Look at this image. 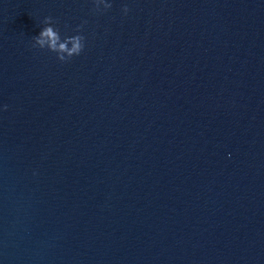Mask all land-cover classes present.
I'll list each match as a JSON object with an SVG mask.
<instances>
[{"label":"water","instance_id":"obj_1","mask_svg":"<svg viewBox=\"0 0 264 264\" xmlns=\"http://www.w3.org/2000/svg\"><path fill=\"white\" fill-rule=\"evenodd\" d=\"M0 264H264V0H0Z\"/></svg>","mask_w":264,"mask_h":264},{"label":"clouds","instance_id":"obj_2","mask_svg":"<svg viewBox=\"0 0 264 264\" xmlns=\"http://www.w3.org/2000/svg\"><path fill=\"white\" fill-rule=\"evenodd\" d=\"M95 3V0H92ZM111 5L108 4L107 8ZM122 11L126 14L128 8L125 7ZM44 23L47 25L42 28L39 34L33 37L35 44L38 45V49H46L56 54V59L61 62H67L74 56H79L84 49V37L82 35H73L70 37L61 38L59 30L54 28L52 25L55 23L51 17H46ZM77 33L80 32V28L75 30ZM63 40V42H61ZM71 44V48L68 47Z\"/></svg>","mask_w":264,"mask_h":264}]
</instances>
